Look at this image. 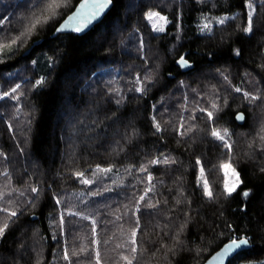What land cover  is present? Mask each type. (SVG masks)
Returning a JSON list of instances; mask_svg holds the SVG:
<instances>
[{
	"label": "trees",
	"instance_id": "obj_1",
	"mask_svg": "<svg viewBox=\"0 0 264 264\" xmlns=\"http://www.w3.org/2000/svg\"><path fill=\"white\" fill-rule=\"evenodd\" d=\"M32 1L0 0V45L32 18ZM79 1L62 0L53 19L12 51H0V97L20 85L19 99L0 98V207L18 211L0 238V264H69L64 249L71 255L81 247L88 251L72 256L71 264H95L94 240L102 264H117L129 254L125 244L135 227L128 209L148 186L141 166L154 178L149 198L159 203L141 206L134 264H203L242 236L251 245L229 264L264 258V103L243 96L264 97V0H251V33L243 30L247 0H114L88 32L54 34ZM152 12L166 16L164 31L148 19ZM221 14L229 17L224 24L202 31L205 19L211 23ZM181 56L194 66L184 70ZM213 99L221 108L213 125L231 133L232 163L243 182L231 196L224 194L226 177L218 168L226 150L197 111ZM182 121L184 130L193 129L184 136L177 132ZM157 157L175 163H148ZM197 160L213 198L198 183ZM97 165L112 171L97 172ZM75 172L93 183H80ZM66 208L96 217L104 212L96 218V234Z\"/></svg>",
	"mask_w": 264,
	"mask_h": 264
},
{
	"label": "snow or ice",
	"instance_id": "obj_2",
	"mask_svg": "<svg viewBox=\"0 0 264 264\" xmlns=\"http://www.w3.org/2000/svg\"><path fill=\"white\" fill-rule=\"evenodd\" d=\"M111 0H105V3H96L94 5H92V7L94 9H96L97 11H99L100 9H103L104 7H106L107 3H110ZM35 3V7H36V11H33L32 13V18L28 21V23L24 26L23 30H19V34L16 35L15 37H9L8 38V42L4 43L2 45H0V51H12L14 47H18L20 44H22V42L24 41V39L28 38L30 36V34L37 28V26L42 25L44 23H47L50 19H53L56 14H57V9L61 8L62 6V0H47V2H45V0H34ZM41 5H43V7H41ZM86 4H81L80 7L81 9H83L84 7H86ZM247 8H248V13H247V25L246 27L243 29L245 32L247 33H251L253 31V14L255 12V7L254 5L251 3V0H247ZM96 13L93 12L92 15H95ZM76 14L74 13L73 16H75ZM156 18L158 21H163L164 23H167V18L160 16L159 13H149L148 14V19L149 20H153V18ZM73 19V17H68V20ZM229 19V17H222L219 18L217 23L218 24H224L226 22V20ZM5 23V20L3 18H0V25H3ZM65 23H67V21H65ZM155 23V21H154ZM3 29L0 28V31H2ZM59 30V29H58ZM77 31H79L80 29L77 28ZM156 31H164V27L163 25H159L155 27ZM212 30V24L210 23H205L202 26V31H208L211 32ZM239 50H235V55H239ZM177 63L181 66V67H190V62L185 59L184 56H181L180 59L177 61ZM139 81V78H137ZM148 77H145L144 80H147ZM224 79L227 80L228 77L224 76ZM44 83L43 78H41L40 80H37L35 82V86L39 87ZM141 84H143V81H140ZM20 88V85L17 84L15 85V87H13L11 89V91H5L2 94V97H12L13 99H19V96L14 95L17 90ZM138 91L143 92L144 88L141 86L140 88L137 89ZM235 92L240 93L242 92V89L239 87H236L234 89ZM243 96L246 100H248L250 103H255L256 101H261L262 103H264V97L261 96V94H259V92H257L256 94L247 92V91H243ZM0 97V98H2ZM117 103H119V101H117ZM224 103H227V100L224 101ZM221 110L220 105L217 103V101L215 99H213L212 101H210L209 103V107L208 108H197V111L201 112L202 114H204L209 122L210 128H209V135L212 136L214 139H216L217 141L220 142L221 147L224 148L226 150V158L224 161H222L219 165L218 168L223 170L224 172V176L227 178L229 176L234 177L233 180L229 181L228 179H225L224 181V194L231 196L233 193H235L237 191V189L240 187V184L243 183L240 180V174L239 172L236 171V168L234 167L233 163H232V151H233V144L231 143V133L229 132L228 129L224 128H218L215 127L213 125V121L215 120V113H218ZM154 119V118H153ZM192 119H195V116H192ZM237 120H244V114L243 113H239L236 116ZM155 128L157 131H161V126L159 122H155L154 124ZM192 127L187 128L186 130H184V123L183 121L180 123L177 132L179 135L184 136L187 134V132L192 131ZM262 131H264V128H262ZM260 139L262 141H264V136H261ZM21 151H23V149H21ZM149 164L155 165V164H172L175 163L174 159H170L168 157H163L162 159L157 157L151 161L148 162ZM197 165L199 168V175H198V183L200 184V186L202 187L203 191L205 192V194L209 197V198H213V191L211 189V186L208 182L207 176H206V171H205V167L204 165L197 160ZM97 172H103V173H108L110 171H112L111 168H100L99 165H97ZM139 172H143V173H147V177H146V182L148 184V186L144 189L143 193L141 195H139V197L136 198V203L134 204L133 208L128 209V211H130L134 217V222H135V227H133L130 230V235L128 237V245H129V254L127 255H121L119 261L117 262V264H134V262L137 261V252H138V244H137V234L141 231V226H140V216L139 213L141 212V206L143 205V207L145 208H156L157 204L159 203V201H157L156 203H152L151 199L149 198V194L153 193L155 191V185L152 184L153 181V176L151 174V172L148 171V167L147 166H141L138 169ZM262 171H264V169H262ZM75 176H77L79 178V182L82 184H92L93 181L91 179H88L87 177H85L84 172H75L74 173ZM31 191L33 193H38L40 191V189L38 187H32ZM92 195H99V192H93L91 193ZM242 195L244 197H247L249 195L248 191H245L242 193ZM5 197V193L3 191H0V200H3ZM146 198L148 199V203H144ZM179 203V201H177ZM57 204H60L61 201L59 199L56 200ZM127 209V205L124 206ZM65 211L67 212L68 215H76V216H80L82 215V213L80 212H74L71 209H65ZM0 213H3L6 215V219L0 220V238H3L6 230L9 227V222L13 220V218L17 217L18 215V211L16 209H13L11 207L5 206V207H0ZM85 219H92L91 217H84ZM64 220V212H61L60 214V223L62 224ZM92 232L95 235L96 234V220L92 219ZM183 227V226H182ZM177 235H179L177 233ZM94 245H96V247L93 248L94 251V256H95V264H102L101 261V253L99 251V240H94L93 241ZM249 243L248 238H239V239H233L231 241V243L229 245H227L225 247V254L231 253L234 249H239L241 246L247 245ZM88 251L87 248L85 247H81L79 249V251H72L71 255H69V250L66 248L64 249V259L69 261V264H71V259L72 256H79L81 254H84ZM219 255V254H218ZM37 264H40L39 261H37Z\"/></svg>",
	"mask_w": 264,
	"mask_h": 264
},
{
	"label": "water",
	"instance_id": "obj_3",
	"mask_svg": "<svg viewBox=\"0 0 264 264\" xmlns=\"http://www.w3.org/2000/svg\"><path fill=\"white\" fill-rule=\"evenodd\" d=\"M96 3H105V0H80L77 3L76 7L59 24L54 34H57L59 32L75 31L77 28L80 29L79 31L81 33H85L91 30L94 27V25H96L101 20H103V18L106 16V14L109 12L111 7L113 6L114 0H111L110 3L106 4V7H104L103 9H100L99 11H97L96 9L92 7V5ZM81 4H86L87 6L81 9L80 7ZM93 12H95L96 14L92 15ZM74 13L76 14L75 16H73ZM68 17H73V19L68 20ZM65 21H67V23H65ZM193 66L194 64L190 62V67H187V68L184 67V68L189 69ZM239 113H243V112H238L237 115ZM244 117H245V114H244ZM244 121L245 119L238 120L239 123H243ZM239 238H248L249 243L247 245L241 246L239 249H234L231 253L225 254V251H224L225 247L229 245L233 239H239ZM239 238H233L225 242L219 249H217L212 255H210L203 264H229L230 260L235 255H237L239 252L243 251L244 249L249 248L251 245V240L248 236H242Z\"/></svg>",
	"mask_w": 264,
	"mask_h": 264
},
{
	"label": "rangeland",
	"instance_id": "obj_4",
	"mask_svg": "<svg viewBox=\"0 0 264 264\" xmlns=\"http://www.w3.org/2000/svg\"><path fill=\"white\" fill-rule=\"evenodd\" d=\"M252 4H253V3H252ZM152 13H158V12H152ZM159 15H160V16H163V17H166L165 15L160 14V13H159ZM222 17H227V15H226V14H221V15H219L218 17L214 18V20H212L210 24H212V23H214V22H217L218 19H219V18H222ZM208 20H209V19H205L204 22L207 23ZM154 21H155V23H154ZM151 22H152V24L154 25V27L159 26V25H163V27H165V24H166V23H164L163 21H158L155 17L153 18V20H151ZM236 171L239 172L238 170H236ZM239 174H240V173H239ZM198 175H199V174H198ZM239 178H240V177H239ZM226 179H228L229 181H231V180L234 179V177L229 176V177H227ZM240 180H241V178H240ZM103 213H104V212H101V215H99V216H97V217H96V215H93V214H91V213H88V214H87V213H82V215H80V216H83V217L88 216V217H91L92 219H95V220H96V218L103 216ZM78 219H79V217L77 218V221L73 222V224H78V223L80 222ZM92 219H89V220H88V219H85V218H84V221H85L84 223L87 224V227H88L89 230H91V231H92V227H93V225H92ZM70 225H72V224H68V226H70ZM97 228H98V226L96 225V230H97ZM118 233H121V232H118ZM118 245H119V246H122V245H123L122 241L119 242ZM125 247H127L128 250H129L128 240H127V242H126V244H125ZM249 264H264V258H261V259H258V260L250 261Z\"/></svg>",
	"mask_w": 264,
	"mask_h": 264
},
{
	"label": "bare ground",
	"instance_id": "obj_5",
	"mask_svg": "<svg viewBox=\"0 0 264 264\" xmlns=\"http://www.w3.org/2000/svg\"><path fill=\"white\" fill-rule=\"evenodd\" d=\"M33 1H34V0H33ZM33 1H32V2H33ZM185 58H186V57H185ZM186 59H187V58H186ZM187 60H189V59H187ZM189 61H190V60H189ZM190 62H191V61H190ZM192 63H193V62H192ZM182 68H183L184 70H189V69H191L192 67L189 68V69H185L184 67H182ZM239 112H243V111H239ZM237 113H238V112H237ZM243 113H244V112H243ZM244 114H245V113H244ZM236 115H237V114H236ZM237 121H238V120H237Z\"/></svg>",
	"mask_w": 264,
	"mask_h": 264
}]
</instances>
